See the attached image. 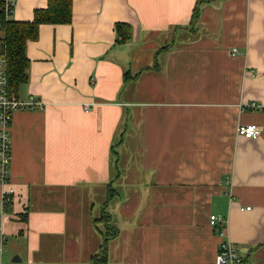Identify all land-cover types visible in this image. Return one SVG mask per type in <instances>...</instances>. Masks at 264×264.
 Segmentation results:
<instances>
[{
	"label": "crops",
	"instance_id": "crops-1",
	"mask_svg": "<svg viewBox=\"0 0 264 264\" xmlns=\"http://www.w3.org/2000/svg\"><path fill=\"white\" fill-rule=\"evenodd\" d=\"M27 54L18 98L41 107L13 115L1 264H95L107 233L106 264H214L229 241L264 264V0H73Z\"/></svg>",
	"mask_w": 264,
	"mask_h": 264
},
{
	"label": "trees",
	"instance_id": "trees-1",
	"mask_svg": "<svg viewBox=\"0 0 264 264\" xmlns=\"http://www.w3.org/2000/svg\"><path fill=\"white\" fill-rule=\"evenodd\" d=\"M198 8L193 22L198 20ZM73 21V0H48L45 9L37 10L31 22H19L8 16L4 10V0H0V30L4 31L5 39L0 42V57L5 59L8 96H17L23 85L29 80L28 70L30 59L27 46L39 38L42 25H70ZM115 30L119 37L118 43H126L132 39V27L125 23H117ZM128 74L125 75V80ZM109 233L104 236L101 252L93 258L95 264H106Z\"/></svg>",
	"mask_w": 264,
	"mask_h": 264
},
{
	"label": "built area",
	"instance_id": "built-area-1",
	"mask_svg": "<svg viewBox=\"0 0 264 264\" xmlns=\"http://www.w3.org/2000/svg\"><path fill=\"white\" fill-rule=\"evenodd\" d=\"M14 0H4V10L8 16L14 14ZM5 59L0 58V185L6 189L0 197V229L1 219L5 213L7 206L13 202L16 194L15 189L10 186V165L12 161L11 151V130L13 123V115L23 109L34 110L41 107V103L35 97H31L29 101H23L17 96H8L7 94V77L5 72ZM251 107L256 108L255 105ZM88 109V108H87ZM237 132L239 136L246 139H256L260 136L261 130L255 124L238 126ZM251 210V207L242 208L241 211ZM224 222L223 218L218 216L210 217L211 226L215 227ZM221 235H223L221 233ZM6 243L5 236L0 238V264L3 257V247ZM214 264H249L241 255L240 249L232 242H223L220 245Z\"/></svg>",
	"mask_w": 264,
	"mask_h": 264
},
{
	"label": "rangeland",
	"instance_id": "rangeland-1",
	"mask_svg": "<svg viewBox=\"0 0 264 264\" xmlns=\"http://www.w3.org/2000/svg\"><path fill=\"white\" fill-rule=\"evenodd\" d=\"M103 197H104V196H103ZM103 201H104V198H103L102 202H103ZM97 216H99V215H98L97 212H96V217H97ZM100 228H101V230H102V229L106 230V228H105V226H104L103 224L100 225ZM5 245H6V244H5ZM4 248H5V246H4ZM4 248H3V249H4Z\"/></svg>",
	"mask_w": 264,
	"mask_h": 264
}]
</instances>
